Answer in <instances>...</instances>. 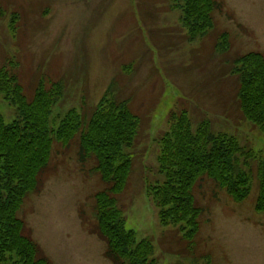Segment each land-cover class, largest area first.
<instances>
[{"label":"rangeland","instance_id":"1","mask_svg":"<svg viewBox=\"0 0 264 264\" xmlns=\"http://www.w3.org/2000/svg\"><path fill=\"white\" fill-rule=\"evenodd\" d=\"M219 1L214 26L190 40L182 10L171 0H0V65L18 77L28 99L42 80L47 88L60 82L64 94L52 115L58 120L75 108L90 119L111 92L139 115L132 172L117 197L127 227L154 244L157 264H264V213L255 208L258 160L251 161L253 184L241 202L208 176L197 180L194 194L204 210L192 244L160 223L146 193L148 182L164 180L158 138L173 111L188 110L194 124L209 119L213 132L236 136L264 159V130L242 113L237 77L227 63L248 52L264 54V0ZM223 36L226 50L219 44ZM0 112L7 122L16 117L1 94ZM78 152L77 137L66 145L53 142L39 186L19 216L55 264H115L95 231L94 196L106 185L95 161L80 162Z\"/></svg>","mask_w":264,"mask_h":264},{"label":"trees","instance_id":"2","mask_svg":"<svg viewBox=\"0 0 264 264\" xmlns=\"http://www.w3.org/2000/svg\"><path fill=\"white\" fill-rule=\"evenodd\" d=\"M171 1L172 7L182 10L190 40L206 34L214 26L215 11L222 8L219 0ZM17 16L11 18L12 28L17 27ZM219 40L226 50L227 36ZM228 61V73L236 76L239 84L242 113L264 130V54L248 52ZM63 90V83L51 82L47 88L42 80L35 96L28 99L18 77L8 66L0 65V94L16 108V117L10 122L0 112V264H55L25 232L19 211L26 196L39 186L53 142L66 145L74 137L79 140V161L94 160L106 185L94 196L95 231L106 243L105 256L115 264H157L154 244L147 238L138 240L135 230L127 227L117 197L132 172L131 149L139 131V115L130 110L128 101H120L111 92L96 105L90 119L75 108L58 120L52 117L53 107ZM52 120H58L57 125L52 126ZM168 123L158 138V163L164 180L146 185L163 226L176 227L185 241L194 243L204 210L194 194L197 180L208 176L234 201L241 202L251 192L253 160L259 162L255 208L264 213V159L245 150L236 136L213 132L209 119L194 124L186 109L171 112Z\"/></svg>","mask_w":264,"mask_h":264}]
</instances>
